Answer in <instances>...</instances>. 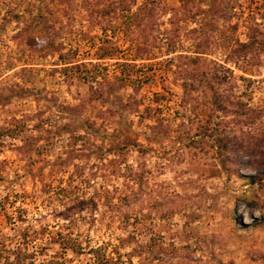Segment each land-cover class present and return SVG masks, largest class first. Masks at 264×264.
<instances>
[{"label":"rangeland","instance_id":"1","mask_svg":"<svg viewBox=\"0 0 264 264\" xmlns=\"http://www.w3.org/2000/svg\"><path fill=\"white\" fill-rule=\"evenodd\" d=\"M250 27L264 0H0V264H264V120L214 104L264 107Z\"/></svg>","mask_w":264,"mask_h":264},{"label":"trees","instance_id":"2","mask_svg":"<svg viewBox=\"0 0 264 264\" xmlns=\"http://www.w3.org/2000/svg\"><path fill=\"white\" fill-rule=\"evenodd\" d=\"M264 53V32L259 31L255 27L249 28L248 41L246 43H240L238 48L232 53L234 56L232 59L237 62H246L250 66L257 65L260 60V55ZM226 72L230 73V70L226 69ZM224 78V79H223ZM221 78L216 76L217 84L220 85L222 81L226 79V76ZM214 104L217 109L226 110L227 105L236 108V112L241 117H247L250 119L264 120V107L261 110L255 111L250 109L248 105L242 101L234 102L230 97H226L221 93H216L214 98ZM243 144V143H242ZM240 153L251 154L253 152L252 145L248 143L241 148ZM244 158V157H243ZM242 160V157H240Z\"/></svg>","mask_w":264,"mask_h":264}]
</instances>
